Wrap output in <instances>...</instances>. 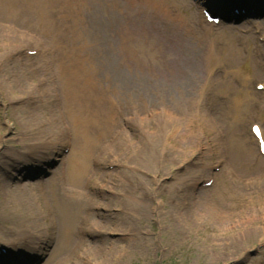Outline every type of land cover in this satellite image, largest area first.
Segmentation results:
<instances>
[{"label":"rangeland","instance_id":"rangeland-1","mask_svg":"<svg viewBox=\"0 0 264 264\" xmlns=\"http://www.w3.org/2000/svg\"><path fill=\"white\" fill-rule=\"evenodd\" d=\"M14 1L18 9L9 11L0 0V248L13 251L10 258L22 253L21 264H264V202L250 199L264 191V157L248 139L252 124L264 132V92L256 87L264 83V19L261 34L252 35V27L251 34L242 36L209 27L192 0H56L48 5V17ZM155 14L168 16L183 37L171 36L153 19ZM235 28L240 26H231ZM68 37L77 39L71 47L58 44ZM85 42L101 88L107 95L116 90L122 102L115 137L94 153L91 180L88 173L77 178L68 169L77 156L75 143L81 145L67 129L60 92L62 104L47 105L38 115L24 109L39 102L13 93L21 80L45 99V92L60 86L53 59ZM47 79L49 83L42 82ZM87 93L86 113L114 108L110 99L98 101L97 87ZM181 101L196 110L189 132L185 130L190 149L178 148L169 159L163 157V166L150 167L146 156L158 155L162 143L144 142L127 122L138 119L144 104L161 109ZM205 120L214 123V137L207 135ZM39 127L45 130L41 137L35 135ZM170 131L174 140L182 133ZM132 143L144 149L136 159L122 148ZM220 147L240 167L222 160ZM115 150L144 171L123 178L118 168L123 165L115 168L108 161ZM98 159L108 160L99 166ZM193 176L213 185L193 189L191 182L182 193L179 182L189 184ZM109 185L132 192L119 198L122 211L115 204L119 190L111 192ZM172 188H180L184 205L179 206ZM79 193H84L83 201ZM88 203L101 208L88 209ZM206 204L232 218L220 220L205 212L194 216ZM253 211L261 217L258 223H250ZM181 212L187 214L185 221L177 217ZM242 222L245 231L238 227ZM78 225L85 234H64ZM8 257L0 255V260Z\"/></svg>","mask_w":264,"mask_h":264},{"label":"bare ground","instance_id":"bare-ground-1","mask_svg":"<svg viewBox=\"0 0 264 264\" xmlns=\"http://www.w3.org/2000/svg\"><path fill=\"white\" fill-rule=\"evenodd\" d=\"M3 6L7 8L9 11H13V9L17 10L19 7V2L14 0H2ZM23 6L21 8L28 9L30 7L31 9L35 10H41L44 17L49 16L48 11V5H52L56 3V0H38L35 2V5L32 3V0H22ZM74 2V1H73ZM3 6L0 5V9H3ZM253 15V14H250ZM254 17L250 18H258L260 15H253ZM256 19L253 20H247L243 26H240V28L231 29V27L226 26L225 29L229 30V32L234 34H241L242 36L251 34L252 32V26L255 28V30L261 29V23ZM253 31L252 35L257 34V32ZM256 36V35H255ZM215 37V36H214ZM77 41L76 38H70L68 37V40H64L61 38V40H58L57 42H60L58 44L66 43L67 47L69 48L70 44L73 45V43ZM71 47V46H70ZM39 48V47H38ZM88 49V43L85 42L83 44H80L73 52L66 51L61 53L60 55L56 56L53 61L56 63L57 72L60 75V86L58 87H52L47 92H45L43 98L36 97V92L33 91L32 87H29L27 89V84H23L22 81H17L13 88V93L18 92L22 95H27L25 98L30 99L31 101H37L39 104L33 105L32 103H28V108L24 109V112H34L32 114L38 115L43 112L45 109V106L50 104H57L61 105L63 100V115L66 118V120L69 123V129L70 134L75 135L76 140L80 142L81 147H77L76 143L74 146L73 154L77 155L75 159L73 160L72 167L69 166V170H71V173L73 176L80 178L84 176L86 173H88L87 178L91 180L93 176L91 164L93 162L94 153L95 151L100 147L101 143L107 139H113L116 135V131L120 126V123L117 119V115L120 112V109L118 106L122 105V102L120 99L117 98L116 90L114 91L113 95H107V90L105 88H101L100 86V73L95 67V63L87 53ZM36 50V48H35ZM16 52V51H14ZM40 54V53H39ZM18 55V52L16 53ZM5 56H7L5 54ZM3 60H6L3 57ZM33 60L32 58L28 59ZM17 60L13 59V63H16ZM27 71H17L16 75L19 74H27ZM20 77V76H19ZM42 82L49 83V80H42ZM9 85H13V83H9ZM40 85V82L36 83V86L38 87ZM97 87V93L96 97L98 101H101L103 104L108 102V99H110V103H114V108L108 107L103 112L100 109L94 110L93 112H90L89 114L85 112L84 107H86V102L89 100L91 95H88V90L95 89ZM115 89V87H114ZM61 94L62 100L60 99ZM102 93L101 95H98ZM107 98V99H106ZM117 105V106H115ZM140 115L138 116V119L135 121H128L127 123L131 125V127L135 128L137 133H139L141 139L146 143H152V140L156 143L160 142L162 143V146L160 148V152L158 155H147L146 159H148L150 162V167L157 168L158 166H163V157L169 159V156L171 154H175V150L178 148H181L184 150V148H189L190 146L186 147L188 144V136L190 135L188 133H185V130L189 132V127L192 126L194 116L193 113L196 110L189 108L188 106L183 105V101H181L178 105H174V107H168V105L163 106L161 109H149L146 104L142 106L141 109H139ZM143 110H147L150 115L145 116L143 113ZM36 112V113H35ZM147 113V114H148ZM138 114V112H136ZM204 114V113H203ZM108 116V118L103 122L102 117ZM157 122H160L157 125ZM30 123V122H29ZM51 120L47 119L46 124H50ZM31 124V123H30ZM103 124L102 128L94 129V127H99ZM205 131L207 135H212L213 133L214 137V123L211 120H205ZM155 126V129H154ZM43 127H39L37 130V136L41 137L45 135V130L42 129ZM181 131V135L177 140H174L173 133L170 131ZM150 130V131H148ZM56 133V132H55ZM55 133H52L55 136L58 137V139L61 138L59 134L55 135ZM263 135V132H262ZM216 137V136H215ZM173 139V140H172ZM214 139V138H213ZM249 142L251 141L252 145L258 148V152L260 154V147L258 146L257 140L254 138L253 135L249 136ZM264 139V136H263ZM75 140V142H76ZM170 140L173 142H170ZM50 143V142H49ZM219 144V143H217ZM113 145V144H112ZM124 146V145H123ZM123 150L127 153H129L133 158H137L142 155V152H144V149H137L135 145L132 143L129 146L122 147ZM168 148H171V152L168 150ZM115 149V148H114ZM220 154L222 155V160H228L230 162V167L237 169L235 166L234 161L235 157L231 158L230 161L227 157V154L222 151V147L219 148ZM111 151V150H109ZM112 152V151H111ZM109 153V152H107ZM113 153V152H112ZM115 155L110 154L109 162H112L113 165L116 167L119 165H123L122 168H120L121 171H123L122 176L123 178L127 173H133V172H141L144 168L141 164L135 165L133 162L132 165L129 164L126 160L123 159L124 155L123 152L119 153L118 150L114 151ZM184 153V151H183ZM238 153V152H237ZM79 154V155H78ZM261 155V154H260ZM129 156V155H128ZM160 158V159H159ZM106 159H98L96 161V165L101 166L104 162L107 161ZM128 160L132 159L129 157ZM161 160V161H159ZM123 163V164H120ZM228 165V164H227ZM167 165H165L166 167ZM144 171V170H143ZM121 179V178H120ZM199 176H193L190 178V183L188 184L187 181L179 182L180 188L182 189V193L184 189L188 186L190 187L191 182H193L192 186L199 184L200 181ZM123 182H128L127 179H121ZM208 181H203L201 184L206 183ZM88 181H85V184H87ZM245 187H248V185L245 183ZM111 189V192H115L116 190H119V193H116L117 200H115V204L122 208H118L120 210L124 209V201L122 199H119L123 196L127 197V195H132V192H129V188H117L115 185H109L108 186ZM180 188L177 189H171V192H177L178 193V201L179 206L184 205L183 199L184 197L179 194ZM94 190H96V193H98V185H95ZM261 190V189H260ZM84 193H79L77 196L79 199L83 198ZM258 197H253L252 194H250V199H256L258 201L264 202V191L262 190L260 194L256 195ZM171 199V198H169ZM175 201V200H174ZM88 207H95V209H100L101 207L97 204V206H94L90 203L86 204ZM193 206V203L190 205ZM194 216H199L200 212H205L210 215H215L220 220H230L232 218V215L226 216L222 215L217 212L216 209L213 208L211 205H201L197 207L195 210ZM135 215H138V210L133 211ZM178 218H180L182 221H185L187 218L186 213H180L177 215ZM215 217V218H217ZM260 215L256 218V212L253 211V214L250 216V223L255 222L258 223V220H260ZM81 221V220H80ZM83 221H87V218H83ZM82 222V221H81ZM225 222V221H224ZM243 231L246 229V224L242 222L238 226ZM74 231L81 232L82 229L80 225H78L75 229H65L63 230L64 234H68L67 236H70L73 234ZM76 244V243H75ZM7 245V244H6ZM68 245V244H67Z\"/></svg>","mask_w":264,"mask_h":264}]
</instances>
